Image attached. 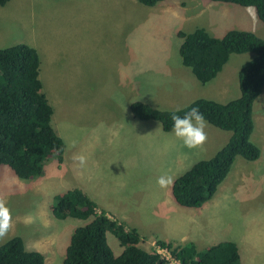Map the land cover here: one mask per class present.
Returning a JSON list of instances; mask_svg holds the SVG:
<instances>
[{"label":"rangeland","instance_id":"1","mask_svg":"<svg viewBox=\"0 0 264 264\" xmlns=\"http://www.w3.org/2000/svg\"><path fill=\"white\" fill-rule=\"evenodd\" d=\"M174 1L181 0H168L158 5ZM182 1L187 5L201 2ZM215 4L229 13L222 20L227 21L216 29L217 34L222 36L230 29H237L231 27L241 23L244 31L251 28L250 18L245 12L247 8L219 2ZM8 6L10 11L5 8ZM143 6L139 0H19L0 6V49L21 43L34 44L41 60L43 92L54 109L52 124L66 147L62 167L53 157L45 164L44 174L35 179L22 180L9 167L0 166V201L5 203L11 216L10 227L0 238V246L18 236L23 239L27 250L41 251L47 259L46 264H63L74 231L91 219H56L51 211L54 198L81 185L90 192L97 187L95 183L102 174L106 176V181L102 182L106 195L98 198L99 207L121 220L126 204L132 206L131 212H128L142 219L138 220L141 225H137L146 241L142 246L146 249L157 248V236L168 232L164 227L166 209L164 206L155 207L153 203L146 205L154 206L156 213L150 207L138 209L135 202L141 177L146 178L145 182L149 184L156 175L154 179L162 188L158 181L160 178L167 179L166 168H175L176 177L197 162L212 158L226 145L231 132H224L228 136L220 137L209 150L206 147L210 145L211 137L205 145L203 143L195 148L186 147L173 134L172 137L163 136L167 134L164 132L160 137H134L137 129L134 123L141 120L132 117L130 104L135 100L145 102L144 92L150 87L143 85V82L149 78L162 90L161 103L168 99L170 104L175 96L181 95L178 92L187 86L197 89L176 107L160 105L157 108L148 103L163 111L180 110L200 98L227 103L239 98V70L255 57L252 53L231 55L223 71L207 85H202L186 66L179 76H165L164 84L162 78L152 73L135 79L136 68L147 67L149 71L157 72L160 68L158 56L162 51H166L167 56L172 55L177 45L170 38L174 34L171 29L166 31L163 25L149 23L153 15L147 8L137 10ZM210 13L213 14V11ZM198 23L200 27L201 16ZM258 27L257 36L264 39V24L260 20ZM223 28L227 29L221 33ZM176 43H179L178 39ZM150 49L152 61H146L144 58L149 56ZM137 51H141V54ZM137 57L142 59L138 60ZM228 87L231 92L224 94ZM131 97L135 98L128 104ZM263 114L264 94L253 106V118L257 128L263 129L262 137L264 122L258 121L257 116L262 117ZM111 122L121 126L123 137H88L90 128L116 130L115 126H108ZM140 125L143 123L140 122ZM255 131L251 139L261 149L260 158L250 162L238 157L215 199L201 210L184 209L190 213L184 215L185 232L201 235V231L206 229L209 237H212L206 245L208 247L229 239L239 242L242 259L243 251L247 248L254 257L253 261L245 260V264H264V138L261 142L254 140ZM143 144L147 145L148 151L141 156L143 150L135 149H140ZM120 149L123 152L116 151ZM78 150L88 153L76 152V157H85L83 164L71 156ZM183 155L189 161L184 160ZM149 160L158 170L145 173L140 164L144 165ZM239 160L244 161L243 169H239L241 172H237ZM170 189L164 195H170ZM101 190L98 187L96 192H104ZM154 196H158L157 191ZM162 197L163 194L159 203L165 205ZM149 216L151 219L146 221ZM125 224L134 227L128 222ZM107 236L114 253L120 255L123 248L117 238L111 232ZM200 239L197 241L198 250H205V242L201 243ZM186 242L179 239L176 244ZM165 257L170 256L166 254ZM169 262L177 264L174 260Z\"/></svg>","mask_w":264,"mask_h":264},{"label":"trees","instance_id":"2","mask_svg":"<svg viewBox=\"0 0 264 264\" xmlns=\"http://www.w3.org/2000/svg\"><path fill=\"white\" fill-rule=\"evenodd\" d=\"M10 0H0L5 6ZM168 0H139L153 7ZM254 8L264 24V0H210ZM182 43L180 55L197 80L206 85L223 70L233 54H255L238 73L240 97L227 103L200 98L176 111L155 109L136 101L131 104L133 116L143 121H157L165 132H171V115H183L198 106L208 124L231 132L227 144L212 158L201 160L177 177L171 187L174 201L187 209H202L225 182L238 157L254 162L261 149L252 141L255 129L253 106L264 92V39L253 32L231 30L222 38L212 37L205 29L178 33ZM41 60L38 51L25 43L0 49V166L9 167L22 180L44 174L45 164L56 157L64 161L65 142L53 127L54 109L43 92L40 79ZM52 214L56 219L89 220L77 228L70 239L63 264H169L156 248L146 249L138 228L98 211V205L81 189L55 196ZM108 232L119 241L123 251L116 255L108 242ZM1 238V237H0ZM180 264H242L234 242L222 241L205 250L194 242L177 245L158 240ZM0 264H46L41 251L27 250L21 237L0 246Z\"/></svg>","mask_w":264,"mask_h":264},{"label":"crops","instance_id":"3","mask_svg":"<svg viewBox=\"0 0 264 264\" xmlns=\"http://www.w3.org/2000/svg\"><path fill=\"white\" fill-rule=\"evenodd\" d=\"M17 1H19V0H10L7 4H10L12 2L15 3ZM196 1L197 0H193V2H196ZM5 8L8 11H10L9 6L5 7ZM146 8H147L148 12L151 15H153L150 17L149 23L151 25H157V24L163 25L164 28L166 29V31H168V29H171L174 34H173V37H170V38L172 39V42L177 44V45L175 46V51L172 55L167 56V52L162 51L161 55L158 56L159 60H160V68L157 72H151V71H149V69L147 67L136 68L135 76L137 78H135V79H138V78L144 76L145 74L152 73V74H154L155 77L162 78V83L164 84L165 76H167L168 74H171L172 76L173 75L179 76L180 74L184 73L185 65L183 64V61H182V58L180 55V46H181L182 41L178 36V33L180 31H183L186 33H191L193 31H195L197 28H203L208 33H210L211 36L213 35L214 37H216V35H219V36H217V38H221L222 36H224L226 33H228L231 30H245V28H243V26H241L243 24L240 22L241 25L231 27V28L236 27L237 29H230L229 31H226L225 29L229 28L226 26L227 28H223L222 32H221V33H223L226 31L225 34L223 33L224 35L222 34V36H221V34H217L218 32L216 31V29L219 26L223 25V23L225 21H227V20H225L224 22H222L223 18L225 16L229 15V13L227 10L224 9V7L216 5V4L214 5V2L211 3L209 0L208 1L207 0H201V2H197L196 4H193V5H187V4H185V2H183L181 0V1H174L171 3L170 2L165 3L162 5H156L153 7L143 6V7L137 8V10L143 11ZM210 11H213V14H211ZM218 12L221 14L219 15ZM245 12L247 13V15L250 18L249 21H250V27H251L250 29H248L246 31L253 32L257 35L260 27H258L259 19L256 15L255 9L250 7V8L245 9ZM208 13L210 14V16H208ZM200 16H201V23L202 24L200 23L201 26L199 27L198 21H199ZM191 27H194V28H191ZM188 29H192V30H188ZM177 39L179 40V43H176ZM162 40L164 41L165 38ZM27 44L30 46L32 45V47L34 46V44L32 42H29ZM149 45H150V47H152V44H149ZM137 52L139 54H141V51H137ZM137 59L141 60L142 58L137 57ZM144 60L152 61V50L151 49H150L149 56L145 57ZM227 63L225 64V66L227 65ZM225 66H224V68H225ZM219 74H218V76H219ZM209 83H207V84H209ZM143 85L150 87V89L148 91L144 92L146 95L144 103H146V104L149 103L151 105H155L157 108H159L160 105H162L165 108L176 107L177 104L181 103L182 101H185L186 100L185 97L190 95L193 92V90L196 89V88L193 89L192 87H189V86L185 87L183 90H180L178 92V94H181V95L175 96L173 98V100L170 101V104H169L168 99H166L164 103L160 102L159 98H160V94L162 93V90L159 88L157 83H153L152 78H149L148 80L143 82ZM230 92H231V89L228 87L227 89H225L224 94H228ZM191 97L189 99H191ZM134 98L135 97H131L128 101V104H130ZM208 99H210V98H208ZM136 101H140V100H135L133 102H136ZM194 101H192V102H194ZM215 101H219V100H215ZM140 102H143V101H140ZM131 104H130V110H131ZM157 108H155V109H157ZM261 116L262 117L257 116L258 121L262 120L264 122V114ZM132 117H134V116H132ZM118 118L122 119V117H118ZM140 122H142L143 125H140ZM254 123H255V129L254 130H256L255 131L256 134L254 133L253 139L258 141V142H261V140L264 138V137H262L263 129L257 128L256 120H254ZM134 124L137 126V129L134 132L135 133L134 137L144 138V137H152L153 135H154V137H160L163 134V132L167 133V134H163V136L172 137V133L171 132H165L163 130L161 124L157 121H153V120L143 121V120H141V121H135ZM108 126H115L116 130H112L110 128H101L100 130H96L95 128H93V129L90 128V133L88 134V137H123L124 136V132H123V130L120 129L121 126L119 124H113V122H111L108 124ZM257 130L260 133H258ZM205 132H206V140L204 141V145L208 142L209 138L211 137L210 145L206 147V148H208L207 150L214 147L216 145L215 144L216 141L220 140V137H224V136L227 137L228 136V135H224V134H226L224 132H227V131H222L220 129L218 130V128H215L208 123L206 125ZM127 135H128V133H127ZM228 137H231V135ZM229 139L227 140V138H226L227 142L229 141ZM227 142H226V144H227ZM146 147H147V145L143 144L140 146V149H135V150H138V151L143 150L141 156H144L145 155L144 152L148 151V149H146ZM199 148H201V147H199ZM122 150L123 149L116 150V151L123 152ZM152 150H154V146H152ZM76 152L80 153V154H88L87 152L82 151V150L74 151L71 154V156L73 158L76 157ZM153 152L157 153V151H153ZM187 159L189 161V158L187 156H184V160L187 161ZM237 162H238L237 165H239V167H237V172H241V170L239 171V169L240 168L243 169V162L244 161L239 160ZM63 164H64V161L62 164H60V166ZM182 164H183V160H182ZM140 165L145 167V168L141 167V170L144 171L145 173H147V172L151 173L152 171L155 172L156 170H158V168H156V166L150 160H149V162H145L144 165H142V164H140ZM190 168L186 169L184 171V173L187 170H189ZM166 170L167 171H165V175L167 176V179H166V182L162 185V188L158 187V183H156V181L154 179V178H156V175L153 177V181L149 184H146V182H145L146 178L141 177V181L139 183V187L137 190L138 196H137V200L135 202V205L136 206L138 205L139 210L142 208H148V207L154 208L155 213L157 211V209L155 207H157V206H164L165 207L166 211L164 213L166 214V216L164 218V222H165L164 227H166V229H167L166 231H168V232H166L160 236L158 235L157 236L158 240L177 243L180 239L182 242L187 241L186 243L194 242L197 246V243H198L197 241H199V238L201 237L202 238V239H200L201 243L205 242V247H206L205 249L209 248L210 246L208 247L206 245L209 244V241L212 239V237H209L208 233L206 232V229H203V231H201V235H194V233L190 232V231H189V234L187 232H185L184 228L186 226V222L184 221V219H185L184 215H189L190 213H188L187 211L184 210L187 208H183V207L179 206L174 201L172 194H171V189H170V195H164V193L167 192L169 190V188L172 187V183H173L174 179H176L177 177L182 175V174H180V175L175 177V174H176L174 172L175 168H172V167L166 168ZM112 178H113V180H115V177H112ZM168 178L171 179L170 183L167 182ZM104 180L106 181V176L101 174V179L97 183H95L97 185V187L94 189H91L90 192H87V190H85V188L80 183H79V185H81V187H79V188L76 187V188L81 189L84 193H86L98 205V198L106 195L105 189L102 188V182ZM74 185H78V183H75ZM98 187H100V189H102L101 191H104V192H102L100 194H99V192H96ZM156 187H158V189H156ZM144 188L146 189V192H145ZM71 189H75V188H71ZM156 191L158 192V196H154ZM162 194L164 196V197H162V199L165 200V202H164L165 205H162L159 203V200H160ZM213 199H215V197ZM147 203H150V204L153 203L155 205V207L154 206H147L146 205ZM131 207L132 206H129L128 204H126L125 211L122 214L123 219H121V220L117 219V220L122 221L124 223L128 222V223H130V225H133L134 227L137 228V225H141L138 220H142V219L141 218H135V216L132 213L128 212V211L131 212V210H132ZM197 210H201V209H197ZM98 211L99 212L102 211V209L99 207V205H98ZM103 211H105V212L107 211V214L111 218L115 219L110 213H108V210H103ZM194 213L197 214V212H194ZM177 218H179V219L177 221H175ZM150 219L151 218L149 216L146 219V221H148ZM167 219H169V221H167ZM148 230H151V229H148ZM166 234H168V236H164ZM228 237H230V236H228ZM225 241L234 242L239 249L240 255H242V251H241L239 242H235V241L230 240V239L225 240ZM186 243H184V244H186ZM184 244H181V245H184ZM247 250L243 251L244 260L241 257L242 264H245V260H250V261L254 260V257L252 255L250 249L247 248Z\"/></svg>","mask_w":264,"mask_h":264},{"label":"clouds","instance_id":"4","mask_svg":"<svg viewBox=\"0 0 264 264\" xmlns=\"http://www.w3.org/2000/svg\"><path fill=\"white\" fill-rule=\"evenodd\" d=\"M171 133L188 148H195L204 143L206 140L205 128L207 121L204 114L200 111L198 106H192L188 111L184 112L183 115H177L173 113L171 115ZM79 160L81 164L85 162L84 156L74 157ZM163 185L166 180L160 178L158 181ZM167 182H171L168 178ZM10 212L3 201H0V237L5 235L10 227Z\"/></svg>","mask_w":264,"mask_h":264},{"label":"built area","instance_id":"5","mask_svg":"<svg viewBox=\"0 0 264 264\" xmlns=\"http://www.w3.org/2000/svg\"><path fill=\"white\" fill-rule=\"evenodd\" d=\"M157 249V251L160 253V254H162L164 257H165V255L166 254H168L170 257H165L167 260H173L172 259V257H171V255H170V253L166 250V249H162V248H160V247H157L156 248ZM175 261V260H174ZM177 262V261H176ZM177 264H180L179 262H177Z\"/></svg>","mask_w":264,"mask_h":264}]
</instances>
